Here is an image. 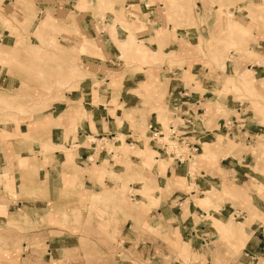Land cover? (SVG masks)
<instances>
[{
    "label": "crops",
    "instance_id": "crops-1",
    "mask_svg": "<svg viewBox=\"0 0 264 264\" xmlns=\"http://www.w3.org/2000/svg\"><path fill=\"white\" fill-rule=\"evenodd\" d=\"M107 2L112 8L114 2L103 0L104 5ZM138 4L142 11L141 2ZM195 4L204 7L201 0H195ZM158 6L147 19L143 13L138 15L137 22L145 24L146 29L136 36L147 43L154 28H168L165 36L170 49L167 52L184 60L181 67L149 64L139 71L129 68L124 71L122 64L115 62L121 53L119 37L109 30H94V38L105 59L88 62L86 69L95 74V78L86 79L87 85L80 83L82 85L74 91L65 90L60 95L64 108L60 126L49 132V141L56 148L44 152L42 142L25 143L18 138L44 133L48 123L55 119L50 112L20 123L18 130L0 128V170L11 164L12 173V187L9 188L2 187L0 174V224L10 220L28 229L18 233L14 227H9L10 234L20 238L2 240L4 244L0 242V253L4 257L0 264L78 263L80 260L72 257H77L75 249L82 238L80 231H90L83 239L94 248L99 244V228L108 223V230L121 229L122 246L125 251H131L117 260L111 251L114 257L111 264H134L135 259L164 264L167 256L173 264H264V117L248 113V116H255L249 122L248 116L231 114L228 118L233 120L234 116L236 122L228 124L223 116H217L207 127V120L219 100L201 81L202 77L203 82L220 84L228 74L237 72L242 75L240 83L245 89L252 86L251 91L264 95V18L257 17L252 25L243 17L234 18L245 27L251 25L249 42L241 41L243 48L231 50L224 65L216 66L217 44L222 46L224 40L232 38L227 17L217 12L214 5L211 13L209 10L203 13V20L194 15V24L205 22L207 30L200 31L199 26L198 30L192 27L194 33L185 32L177 26L173 29L171 25L175 20L169 25L165 23L166 15L156 10ZM192 37L206 39L202 49ZM147 44L144 47L152 50ZM247 48L253 53L247 52ZM237 85L241 88L239 79ZM103 87L107 90L105 98L101 94ZM253 104L264 110L262 102L253 101ZM79 105L87 114L73 123L75 107ZM52 109L57 110V105ZM158 109H167L168 124L189 112L197 117L195 127L200 122L206 128L200 142L198 136L194 138L199 145L197 154H204V158H197L194 173L189 163H180L171 157L168 165L159 163L162 152L148 135L153 159L145 163L150 166L146 170L152 171V175L135 170L140 174L135 177L147 179L150 176L151 182L156 185L160 182L161 186L154 191L159 205L139 210V213L108 210L105 212L108 219L100 218L98 210L73 211L75 205L85 206L97 192L105 191L104 185L112 182L104 173L103 160H108L107 168L111 169L115 151L98 149L96 141L109 140L113 146L125 142L144 149L142 130L146 128L148 133V124L159 125ZM236 113L242 114L240 107L236 108ZM90 135L96 140L89 142V148L73 147L81 144L80 138L86 140ZM234 139H238L237 146L229 152L228 141ZM103 149L108 152L104 158ZM79 213L82 225L77 227L73 220ZM88 219L91 224L86 228L83 224ZM220 220L234 225L238 231L231 229L229 232L235 234H228L217 223L223 224ZM149 228L156 234L149 232ZM167 236L169 244L163 238ZM98 255L97 247L92 256Z\"/></svg>",
    "mask_w": 264,
    "mask_h": 264
},
{
    "label": "rangeland",
    "instance_id": "rangeland-1",
    "mask_svg": "<svg viewBox=\"0 0 264 264\" xmlns=\"http://www.w3.org/2000/svg\"><path fill=\"white\" fill-rule=\"evenodd\" d=\"M112 1L114 4L111 8V3L107 2L104 5L103 0H0V63H2L0 64V128L18 130L20 123H25L33 117L50 112L55 119L53 122L48 123L44 133L41 135L32 134L30 138L20 136L18 138L19 141L25 143L42 142L44 152L56 148L55 144L49 141L51 138L49 132L57 125L60 126L59 121L64 110L60 95L65 90L74 91L82 84L87 85L89 82H86V79L95 78V74L86 69L88 62H98L105 59L101 53L99 43L94 38V30H109L110 32H115L119 37V51L121 53H119L115 62L121 63V69L124 71L127 68L139 71L143 69V66L149 64L152 67H181L185 63L184 60H180L167 52L170 49L166 40L168 28L166 30L164 28H154V33L147 40L149 44H147L148 42L145 43V40L140 41L137 38L136 33L146 29L145 24L137 22L138 15L143 13L142 15L147 19L148 15H153L154 8L159 5V9L156 10H160V13H165L167 18L165 23L169 25V23H174L173 20H175L176 23L171 25L173 29L177 26L179 30H184L185 32L191 30L194 33L195 31L193 30H198L199 26L200 31L201 29L207 30L205 22L200 21V25L194 24V15L199 20H203V13L207 10L211 13L215 5L216 11L227 17V28L232 33V38L224 40L222 46L217 44V51L215 50L214 53V64L220 66L219 64L222 63L224 65L225 60L229 58L231 50L239 51L241 49V41L244 44L249 42L250 26L256 22L257 17L264 18V0H201L203 6L208 7L206 10L204 7H197L195 0ZM135 2H141L142 11L139 7L140 5L138 3L135 4ZM230 7H233V9H230ZM222 8H225L224 12L221 10ZM238 16L251 21V25L249 24L250 26L245 27L234 20V18H239ZM192 27H195V29ZM145 32H148V30ZM204 37L200 39L192 37L193 40H198L197 47L200 49H202V44L206 40ZM144 44L150 46L152 50L144 47ZM164 48L165 50H163ZM200 51L203 53L202 50ZM246 51L250 54L253 53L251 48H247ZM198 55L200 54L198 53ZM200 75L202 76V71H200ZM165 76L167 75L165 74ZM238 79L241 88L237 87ZM241 80L242 75L237 72L228 74L226 79L223 78L221 80L220 84L203 82L201 77L203 86L211 94L215 93L214 96L220 102H216L213 114L207 120V127L210 126V122L217 116H223L226 122L232 120L231 117L228 118L231 114L238 117L241 115L246 117L248 113H255L264 117V110L256 108L254 106L255 103L253 104V101L264 104V95L256 90L254 92L251 91L252 86L250 85V87L247 86V89H245L240 83ZM101 94L105 98L107 90L104 87ZM53 105H57L58 109L54 111L52 109ZM237 107L241 108L242 114L236 113ZM167 112V109H158L157 120L163 128H166L169 122ZM75 113L76 118L72 120L73 123L77 119L85 117L87 110L79 105L75 107ZM254 118L255 116L249 115V122L253 121ZM233 119H235L234 116ZM242 122L243 120L240 119L239 123ZM145 129L141 133L144 139V149H137L125 144V142L121 146H113L112 141L109 140L96 141L97 144L99 143L97 145L98 149L102 147L115 151L111 169L107 168L109 162L104 158L108 153L107 150L103 149V152H101L104 158V173L112 182L104 185L106 186L105 191L103 193L97 192L91 201L84 204L85 206L75 205L73 211L98 210L100 218L108 219V215L105 213L108 210H132V212L139 213V210L151 209L159 205L158 200H155L154 191L161 184L159 182L160 185H156V183L151 182L152 171L146 170L150 166L146 165L145 162L149 159L152 161L153 153L151 149L153 148L149 143L148 133ZM205 131L206 128L198 122L193 133L198 136L199 142ZM93 138L91 135L86 140L82 137L80 138V141L82 140L81 144H75L73 147L89 148V142L96 140ZM237 143L238 139L228 141L229 152L232 147L237 146ZM207 147L209 148V145ZM57 148L60 147L58 146ZM60 149L66 150L63 146ZM198 152L193 155L192 159L186 157V160L183 161L190 164L192 173H194L193 170L197 166V158H204V154H197ZM118 153L121 154L120 157L117 156ZM159 157L161 160H158V162L162 163V165L166 166L170 163L171 159L167 155L162 153L159 154ZM18 164L23 165L19 161ZM10 166L11 164L4 166L0 170L3 178V184L1 183L3 188L12 187ZM135 170L143 173L147 172L150 176L147 179H138L135 177L138 174ZM143 179L145 182H143ZM128 182L133 184L129 185ZM188 189L190 190L191 187L189 186ZM22 216L19 217L22 218ZM80 217L81 214L79 213L77 219L75 217L73 220L77 227L82 225ZM212 218H215V216H212ZM26 219L27 217H25ZM220 222L224 225L217 223L228 234H235L229 232L231 229L238 231V228L234 225H229L221 220ZM90 224L91 222L88 219L83 226L87 228ZM11 226L18 233L28 230L18 227V223H14V221L9 220L1 223L0 242L6 239L10 240V238H20L17 234H10L9 227ZM108 226L109 223L106 227L101 226L99 228L97 234L99 244L94 245V248L88 246L87 240L83 239L85 235H89L90 231L88 233L85 230L80 231L82 238L77 242L79 247L77 249L74 248L77 257H72L78 258L80 262L75 264H111L114 259L111 251H113L116 260L117 258L125 257L126 254H131L130 250L125 251L122 246L121 229L111 231V229L108 230ZM148 231L156 234L151 228ZM52 233L60 234V232ZM163 238L168 241V244L171 243L168 236ZM2 243L4 244L5 242ZM97 247L99 248V255L93 257L92 252ZM169 250L172 252L171 248ZM2 255L0 253V260L4 259ZM117 255L118 257H116ZM95 258L96 261L93 262L92 260H95ZM165 258L164 264H173L169 261V256ZM134 264L152 263L149 260L142 262L135 259Z\"/></svg>",
    "mask_w": 264,
    "mask_h": 264
},
{
    "label": "built area",
    "instance_id": "built-area-1",
    "mask_svg": "<svg viewBox=\"0 0 264 264\" xmlns=\"http://www.w3.org/2000/svg\"><path fill=\"white\" fill-rule=\"evenodd\" d=\"M196 121L197 117L188 112L170 122L166 128L150 123L147 125L148 135L163 154L181 163L186 157L192 159L199 150L193 133ZM231 122L236 121L233 119L227 123Z\"/></svg>",
    "mask_w": 264,
    "mask_h": 264
},
{
    "label": "bare ground",
    "instance_id": "bare-ground-1",
    "mask_svg": "<svg viewBox=\"0 0 264 264\" xmlns=\"http://www.w3.org/2000/svg\"><path fill=\"white\" fill-rule=\"evenodd\" d=\"M117 25V24H116ZM130 36V35H129ZM132 38H133V36H132ZM41 134V133H40ZM94 139V138H93ZM98 145H99V143H98ZM212 153V152H211Z\"/></svg>",
    "mask_w": 264,
    "mask_h": 264
}]
</instances>
